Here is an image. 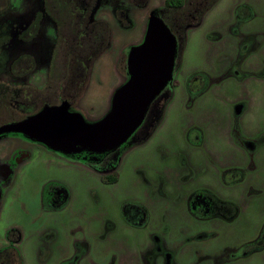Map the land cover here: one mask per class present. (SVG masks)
I'll return each instance as SVG.
<instances>
[{"label": "rangeland", "instance_id": "obj_1", "mask_svg": "<svg viewBox=\"0 0 264 264\" xmlns=\"http://www.w3.org/2000/svg\"><path fill=\"white\" fill-rule=\"evenodd\" d=\"M43 2L0 0V127L62 104L87 123L102 119L130 78V48L165 6L97 0L61 29ZM96 22L109 28L101 50ZM168 95L152 136L134 147L140 128L112 155L103 175L116 173L113 184L43 144L1 135L0 249L15 246L20 264H264V247L239 258L264 227V0H219L207 11L157 102ZM51 184L66 192L61 208L44 201ZM202 192L232 205L233 219L191 213ZM133 208L143 225L125 218Z\"/></svg>", "mask_w": 264, "mask_h": 264}, {"label": "water", "instance_id": "obj_2", "mask_svg": "<svg viewBox=\"0 0 264 264\" xmlns=\"http://www.w3.org/2000/svg\"><path fill=\"white\" fill-rule=\"evenodd\" d=\"M175 54L173 34L160 18L150 17L143 43L127 54L130 78L115 91L111 109L102 119L87 123L62 104L1 126L0 136L18 134L66 156L116 150L140 127L151 102L169 83Z\"/></svg>", "mask_w": 264, "mask_h": 264}, {"label": "trees", "instance_id": "obj_3", "mask_svg": "<svg viewBox=\"0 0 264 264\" xmlns=\"http://www.w3.org/2000/svg\"><path fill=\"white\" fill-rule=\"evenodd\" d=\"M96 1L97 0H48L47 6L49 5L50 7L51 17L55 19L57 26L62 29V21L66 24L69 20H72V18H87L90 10L95 6ZM218 1L219 0H165L163 15L160 17V19L173 34L176 41V54L172 76L174 75L176 66H178L181 59L186 43L187 31L189 29L198 27L205 13H207V11H209ZM239 9L237 10V14L239 13ZM175 13L179 15V18H175ZM90 31H92L91 34L94 35L93 38L99 40V49L101 50L103 47L102 43H105L109 34V28L107 24L104 22H96L93 24ZM94 31H97V33ZM167 86L168 84L151 102L142 124L136 130L137 132L140 128H144L143 137L135 142L134 147L145 143L160 125V122L163 118L164 109L169 100V95L167 98L160 100V102L157 101L164 94ZM188 91L191 93L190 87H188ZM134 134L128 139L126 143L116 150L104 154H90L84 152L76 155H70L69 157L76 161L92 166V168L97 170L100 174L103 183L113 184L117 181V174L115 173L114 176L111 177L104 176L103 171L109 167H115V162L113 164L114 166L112 165L113 161L115 160L114 159L112 161V155L116 152L122 153ZM51 190H59L66 194L64 189L57 187L54 184L49 185L45 191L49 192ZM60 206L55 208L57 209ZM262 230V232H264V227ZM18 242L19 236L13 240L14 244H18ZM0 264H20L17 248L15 246L10 244L5 248L0 249Z\"/></svg>", "mask_w": 264, "mask_h": 264}, {"label": "flooded vegetation", "instance_id": "obj_4", "mask_svg": "<svg viewBox=\"0 0 264 264\" xmlns=\"http://www.w3.org/2000/svg\"><path fill=\"white\" fill-rule=\"evenodd\" d=\"M43 11L49 17L50 15V7L47 6L48 0H43ZM21 59H30L25 56ZM19 60V59H18ZM144 128H141L143 130ZM135 136V134H134ZM137 135L135 136V138ZM139 137V136H138ZM133 138V137H132ZM131 138V139H132ZM106 184V183H104ZM67 200V195L59 190H51L49 192L45 191L44 201L48 204L49 207L56 209L55 207L60 206L61 208L65 205ZM188 208L191 213L203 220H213L218 219L222 222L231 221L234 217L235 209L232 205L225 203L222 199L217 196L211 195L210 193H198L194 194L190 197L188 202ZM131 212H127L124 216L130 222V224L141 226L145 223L146 216L143 211H139V208H133ZM263 231V230H262ZM259 234L256 241L251 243V245H247L243 249H247L245 253H240L239 258L248 257L249 255L254 254L255 252L261 250L264 247V232ZM243 250H241L242 252Z\"/></svg>", "mask_w": 264, "mask_h": 264}]
</instances>
